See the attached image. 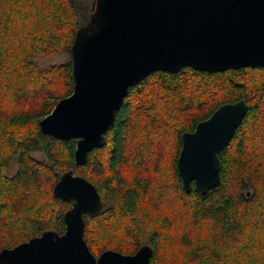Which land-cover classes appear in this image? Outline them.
Masks as SVG:
<instances>
[{
    "label": "trees",
    "instance_id": "16d2710c",
    "mask_svg": "<svg viewBox=\"0 0 264 264\" xmlns=\"http://www.w3.org/2000/svg\"><path fill=\"white\" fill-rule=\"evenodd\" d=\"M93 1L0 0V250L64 232L73 201L53 186L72 168L102 202L83 215L95 257L149 245L153 264H264V66L151 72L128 89L105 144L83 165L73 167L75 138L40 130V119L72 93V63L40 67L35 58L70 53ZM242 98L246 115L218 154L219 183L185 191L176 165L182 133ZM14 156L18 169L8 176Z\"/></svg>",
    "mask_w": 264,
    "mask_h": 264
},
{
    "label": "water",
    "instance_id": "95a60500",
    "mask_svg": "<svg viewBox=\"0 0 264 264\" xmlns=\"http://www.w3.org/2000/svg\"><path fill=\"white\" fill-rule=\"evenodd\" d=\"M72 93L39 121L56 139H76L73 167L101 148L128 89L156 70L189 66L218 72L264 66V0H94L87 23L70 46ZM239 99L221 104L181 135L177 170L185 191L205 193L219 183V152L247 112ZM72 200L65 230H45L0 250V264H153L152 248L133 254L107 249L95 257L85 239L83 215L102 208L95 186L72 168L53 186Z\"/></svg>",
    "mask_w": 264,
    "mask_h": 264
},
{
    "label": "rangeland",
    "instance_id": "374dc122",
    "mask_svg": "<svg viewBox=\"0 0 264 264\" xmlns=\"http://www.w3.org/2000/svg\"><path fill=\"white\" fill-rule=\"evenodd\" d=\"M71 60L70 53L67 54H53L50 56L43 55L40 57L35 58V62L40 67H48V66H54L59 65L62 63H65L67 61ZM32 155L37 159H42L43 155L41 152H34ZM18 169V161L17 156H14L11 161L8 163V165L4 169V173L8 176L14 175L17 172ZM249 193V192H248Z\"/></svg>",
    "mask_w": 264,
    "mask_h": 264
}]
</instances>
